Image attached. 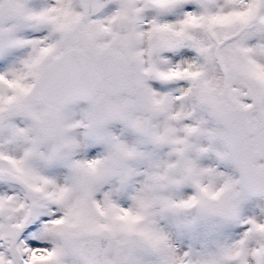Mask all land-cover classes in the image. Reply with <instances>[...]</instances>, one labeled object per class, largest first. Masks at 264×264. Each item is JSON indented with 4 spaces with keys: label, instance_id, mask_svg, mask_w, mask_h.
<instances>
[{
    "label": "snow or ice",
    "instance_id": "1",
    "mask_svg": "<svg viewBox=\"0 0 264 264\" xmlns=\"http://www.w3.org/2000/svg\"><path fill=\"white\" fill-rule=\"evenodd\" d=\"M0 264H264V0H0Z\"/></svg>",
    "mask_w": 264,
    "mask_h": 264
}]
</instances>
